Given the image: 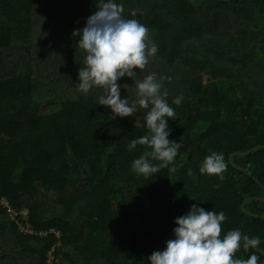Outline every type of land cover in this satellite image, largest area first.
<instances>
[{
	"label": "trees",
	"instance_id": "trees-1",
	"mask_svg": "<svg viewBox=\"0 0 264 264\" xmlns=\"http://www.w3.org/2000/svg\"><path fill=\"white\" fill-rule=\"evenodd\" d=\"M115 2L158 46L146 68L134 70L136 80H118L120 97L136 101L135 81L149 74L170 78L162 92L175 110L168 139L182 145L176 172L145 177L132 169L151 151L128 148L148 134L150 109L114 116L99 105L103 89L76 86L87 54L72 33L98 0H0V199L27 210L35 232H60L55 264H150L193 204L225 213L221 237L230 230L259 237V249L241 246L236 258L255 253L264 264V0ZM16 50L18 69L6 73L3 58L13 61ZM39 88L59 110L40 114ZM213 151L224 155L223 181L199 172ZM121 163L131 167L120 173ZM56 243L54 235L21 233L0 206V264H46Z\"/></svg>",
	"mask_w": 264,
	"mask_h": 264
},
{
	"label": "clouds",
	"instance_id": "clouds-1",
	"mask_svg": "<svg viewBox=\"0 0 264 264\" xmlns=\"http://www.w3.org/2000/svg\"><path fill=\"white\" fill-rule=\"evenodd\" d=\"M123 12V5L115 0H98L97 10L87 18L86 26L72 33L80 36L78 47L87 54L78 73L80 83L76 86L85 94L94 87L103 89L99 105L109 107L114 116H132L138 107L150 109L145 117L148 134L130 140L128 148L146 145L151 151L135 159L132 169L145 177L158 174L163 168L175 173L174 161L182 145L168 139L171 131L168 118L175 120V110L167 102L168 92H162V81L170 78L158 79L157 74H149L142 81H135L136 101L120 97L118 80L125 76L135 77L134 70H144L150 57L158 52L148 27L136 19L124 18ZM182 100L183 96H178L173 104L179 106ZM149 157L161 163L154 165ZM169 165L173 166L169 168ZM226 170L223 153L215 151L207 155L199 167L201 174L218 176L221 181ZM187 174L192 175V170ZM226 219L223 211L217 214L193 204L186 215L176 218L175 238L166 242L165 250L154 251L148 257L150 264H258L257 254L243 259L236 258V253L241 246L245 250L259 249L260 238H249L240 230H230L221 237Z\"/></svg>",
	"mask_w": 264,
	"mask_h": 264
},
{
	"label": "built area",
	"instance_id": "built-area-1",
	"mask_svg": "<svg viewBox=\"0 0 264 264\" xmlns=\"http://www.w3.org/2000/svg\"><path fill=\"white\" fill-rule=\"evenodd\" d=\"M0 206L6 212L8 218L15 222V224L19 227V230L23 234H33L38 235L40 238H46L49 235H54L57 239L56 245H54L50 251L47 253V261L46 264H55L58 262V257L56 256V248L60 245L59 238L60 232L55 229H49L48 231H40L35 232L28 223V211H16L9 200L6 197L0 199Z\"/></svg>",
	"mask_w": 264,
	"mask_h": 264
},
{
	"label": "rangeland",
	"instance_id": "rangeland-1",
	"mask_svg": "<svg viewBox=\"0 0 264 264\" xmlns=\"http://www.w3.org/2000/svg\"><path fill=\"white\" fill-rule=\"evenodd\" d=\"M39 19V18H38ZM39 21V20H38ZM36 29H38L39 30V28L37 27ZM55 31V30H54ZM68 32H66V30H64L63 29V34H61V35H63V36H67L68 34H67ZM50 35H52V34H50ZM54 36V35H53ZM58 39V41H59V38H57ZM59 43H60V41H59ZM18 45H19V47H20V45H22L21 44V42H18L17 43ZM28 46V45H27ZM40 47V49H41V46H40V44H35L33 47H32V51H33V53L35 54L36 52H37V48H39ZM59 48V47H58ZM17 54H18V51L16 50L15 52H13V57H12V59H13V61L11 60V59H9V58H3V64L4 65H1V67H3L4 69H5V71H6V73H13V72H15V70H17L18 69V66H16V67H14V60H16V59H14V57H17ZM20 58H21V61H20V65H19V68L20 69H22L23 70V67L25 68L26 67V64H27V61H26V59L28 58V56L26 55L24 58H22V56H20ZM26 58V59H25ZM51 62V61H50ZM52 63V62H51ZM28 65V64H27ZM29 66V65H28ZM34 70H35V67H34ZM138 79H139V77H138ZM135 80H136V76H135ZM129 81H130V79H129ZM129 81H128V85H130V83H129ZM38 95H37V99L39 100V102H40V114L41 115H48V114H52V113H54V112H56L57 110H59V107H57V106H51V105H49V99H50V95H48L47 93H44V91H42V89H38ZM129 167H131V166H129V164H127V163H125V164H120L119 166H118V171L121 173V172H124L126 169H128Z\"/></svg>",
	"mask_w": 264,
	"mask_h": 264
},
{
	"label": "water",
	"instance_id": "water-1",
	"mask_svg": "<svg viewBox=\"0 0 264 264\" xmlns=\"http://www.w3.org/2000/svg\"><path fill=\"white\" fill-rule=\"evenodd\" d=\"M255 148H257V147H255ZM253 149H254V148H253ZM230 157H231V156H230ZM246 200H247V199H246ZM246 200H245V201H246ZM263 200H264V199H263ZM245 201H244V203H245Z\"/></svg>",
	"mask_w": 264,
	"mask_h": 264
}]
</instances>
